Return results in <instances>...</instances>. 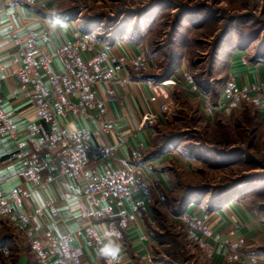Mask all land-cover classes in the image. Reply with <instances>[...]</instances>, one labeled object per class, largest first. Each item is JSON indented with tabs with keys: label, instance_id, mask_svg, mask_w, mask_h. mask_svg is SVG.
Wrapping results in <instances>:
<instances>
[{
	"label": "crops",
	"instance_id": "0c3cea01",
	"mask_svg": "<svg viewBox=\"0 0 264 264\" xmlns=\"http://www.w3.org/2000/svg\"><path fill=\"white\" fill-rule=\"evenodd\" d=\"M85 1L88 0H0V61L6 64L5 73L0 72V104L20 131L19 139L39 157V174L43 183L34 185L27 181L25 168L17 160L15 141L1 134L0 181L6 190H18L24 195L26 211L41 209V216L35 218L34 222L43 229L49 228L56 235H72L92 224L123 264H150L154 254V240L148 229L153 216L150 206L153 183H159V186L168 191L171 184L168 163L177 152L182 154L181 146L177 143L156 155L155 152L160 149L156 144L159 128L172 126L178 121L180 114L191 120L197 116L209 123L217 116H229L232 110L225 108L226 97L221 91L215 101L212 90L204 88L191 77L186 71L187 67L181 63L167 77L171 82L164 87V95L154 98L152 84L164 81L161 79L165 77L161 70L160 55L151 54L145 38L137 35L135 29L123 27L118 31L99 32L103 16L92 13L84 5ZM90 3L97 7L102 4V0H89ZM134 17L137 14L131 19ZM123 18L124 15L121 14L119 20ZM77 32H90L94 35L93 53L107 57L117 56L125 61L124 68L111 83L101 81L95 87L97 100L104 103L103 110L86 109L76 118L67 116L61 119V124L67 129H88L92 133L89 143L92 161L86 169L88 174L103 176L113 170L136 172L141 192L121 200L116 197L100 199L99 209H110L112 212V216L107 218L93 215L92 207L83 197L86 184L82 177H71L60 172L63 160L61 151L41 147L35 140L27 137L26 132L31 127H36L44 136L48 135L50 127L48 123L38 119L33 95L22 93L13 76L14 70L22 68L21 56L14 44V33L25 40L33 35L40 39L42 53H54L57 47L73 41ZM44 36L48 39L43 40ZM250 48L233 47L225 85L229 78L234 79L239 90L264 82V57H252ZM55 67L64 72L65 61L57 58ZM41 76L47 80L46 73L41 72ZM75 101L77 102L76 99ZM163 105H168L165 113L160 110ZM247 105L251 104L245 103L239 110ZM151 111L157 114L159 122L151 127H143V116ZM258 112L264 118V98ZM98 148L110 150V156L97 152ZM49 177L53 180L47 183L46 179ZM136 201L142 202L138 211L135 210ZM230 206H234L233 209L240 213L237 206ZM51 207L58 210L57 216L52 214ZM232 207L219 210L208 218V223L215 229L218 238L212 244V258L219 264H225L228 256L222 242L229 233L228 227L230 224H237L236 218L228 214ZM83 210L90 213L89 218L83 216ZM187 212L194 219L201 220L205 217L203 209L195 206L188 207ZM123 213L132 218L125 228H120L119 221ZM240 218L243 222L246 220L241 213ZM110 226L117 227L119 233L110 234ZM250 230L246 232L248 236L251 235ZM74 242L83 264H104L100 250L87 233ZM0 243L10 249V258L15 261L13 264H18L23 256L28 258V264H36L31 252V240L25 231L1 218ZM4 258L7 257L0 254V264Z\"/></svg>",
	"mask_w": 264,
	"mask_h": 264
},
{
	"label": "rangeland",
	"instance_id": "374dc122",
	"mask_svg": "<svg viewBox=\"0 0 264 264\" xmlns=\"http://www.w3.org/2000/svg\"><path fill=\"white\" fill-rule=\"evenodd\" d=\"M85 2L92 13L103 16L99 32L140 28L151 54L160 55L162 73L181 63L191 77L215 91L225 86L233 47H251L252 57H264V0H102L97 7ZM178 118L172 126L160 127L156 138L158 146L180 138L170 145L179 143L182 154L177 152L168 163L169 190L153 183L150 264H219L190 238L179 219L186 205L203 209L205 216L237 206L246 220L234 206L228 208L237 224L229 225L222 242L239 232L236 236L247 239L243 253L264 256V118L258 108L247 105L209 123L197 116ZM219 201L221 206L213 207ZM10 257L1 263L13 264Z\"/></svg>",
	"mask_w": 264,
	"mask_h": 264
},
{
	"label": "built area",
	"instance_id": "2783aa9c",
	"mask_svg": "<svg viewBox=\"0 0 264 264\" xmlns=\"http://www.w3.org/2000/svg\"><path fill=\"white\" fill-rule=\"evenodd\" d=\"M74 40L57 47L54 53L40 51V39L30 36L27 40L14 33V44L21 56L22 68L13 71V76L19 83L22 93H31L37 110L38 119L48 123L50 131L47 136L41 135L36 127L27 130V137L37 142L39 146L59 149L63 160L60 172L71 177H82L85 185L83 197L93 209V215L101 218L112 216L110 209H99L100 199L116 197L125 199L141 192L142 187L134 170H113L103 176L88 174L86 169L92 161L89 143L92 133L88 129L70 130L61 124V119L71 116L78 117L86 109L104 108V103L97 100L95 87L101 81L111 83L124 68L125 61L117 56L107 57L95 54L92 47L95 44L94 35L90 32L74 35ZM48 37L44 36L43 40ZM65 61V71L60 72L55 67V60ZM6 64L0 61V72L5 73ZM41 72L46 73L47 80L42 78ZM170 80L152 84L154 98L164 95V87ZM1 88V83H0ZM221 93L226 97L225 108L240 109L245 103L261 107L264 98V82L249 89L239 90L233 78H229ZM77 100V102L75 101ZM168 105L160 107L161 112L168 111ZM158 121L154 112H147L143 116L142 126L151 127ZM0 134L9 137L16 143L17 160L25 168L27 181L34 185H41L43 179L39 174L40 159L20 140V131L14 126L10 118L4 113L0 104ZM97 152L110 156V150L98 148ZM53 179H46L47 183ZM24 195L18 190H6L0 181V218L7 220L25 231L31 240V252L36 264H83L81 256L76 252L75 239L87 233L94 241L104 264H123L122 260L113 255L112 248L105 244L103 237L94 225L85 230H79L72 235H56L51 229H43L34 220L41 216V209L26 211L24 209ZM142 202L136 201L135 210L138 211ZM54 216L58 210L51 207ZM83 216L90 213L83 210ZM119 227L125 228L132 218L121 214ZM209 216L198 220L185 211L179 219L186 223L187 232L210 256L213 255L212 244L216 239L215 229L208 223ZM109 233H119L115 226H110ZM121 234V233H120ZM149 240L148 237H145ZM244 237L232 233L225 240L227 250V264H260L264 263V256L245 254L241 248L246 245ZM106 250V251H105ZM0 254L5 257L11 255L8 247L0 243Z\"/></svg>",
	"mask_w": 264,
	"mask_h": 264
},
{
	"label": "trees",
	"instance_id": "16d2710c",
	"mask_svg": "<svg viewBox=\"0 0 264 264\" xmlns=\"http://www.w3.org/2000/svg\"><path fill=\"white\" fill-rule=\"evenodd\" d=\"M137 22H140V24H141L140 19H139V21H137ZM135 32H136L137 35H140V33H141V29L138 28L137 31H135ZM175 59H177V58H175ZM173 62H174V60H173ZM172 73H174V72H173V71L166 72L164 78L170 77ZM204 88L212 90V87H211V86H206V87H204ZM211 92L213 93L212 95L214 96V99H215V101H216V99L218 98V96H219V94H220V91L212 90ZM158 135H159V134H158ZM178 139H180V138H178V137H175V138H174V136L171 137V138H169V139H166V141L163 142V143L159 146L160 149L158 150V152H157V151L155 152L156 155H158V154H162V153L165 151V149H166L171 143H174V142L177 141ZM220 202H221V201H219V204H218L217 202H216V203L212 202V205H214L213 207H216V206H217V207H220V206H221V205H220ZM223 207H224V205H223ZM187 208H188V205L183 206L182 209H181V211H180L179 216L182 215V214L187 210Z\"/></svg>",
	"mask_w": 264,
	"mask_h": 264
},
{
	"label": "water",
	"instance_id": "95a60500",
	"mask_svg": "<svg viewBox=\"0 0 264 264\" xmlns=\"http://www.w3.org/2000/svg\"><path fill=\"white\" fill-rule=\"evenodd\" d=\"M18 264H28V258L26 256L20 257Z\"/></svg>",
	"mask_w": 264,
	"mask_h": 264
},
{
	"label": "clouds",
	"instance_id": "9594fccd",
	"mask_svg": "<svg viewBox=\"0 0 264 264\" xmlns=\"http://www.w3.org/2000/svg\"><path fill=\"white\" fill-rule=\"evenodd\" d=\"M106 251V250H105ZM113 255H115V252H113Z\"/></svg>",
	"mask_w": 264,
	"mask_h": 264
}]
</instances>
